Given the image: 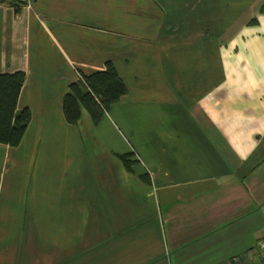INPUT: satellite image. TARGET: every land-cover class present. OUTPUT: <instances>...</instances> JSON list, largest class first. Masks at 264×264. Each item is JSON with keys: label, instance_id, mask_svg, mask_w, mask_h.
Segmentation results:
<instances>
[{"label": "crops", "instance_id": "0c3cea01", "mask_svg": "<svg viewBox=\"0 0 264 264\" xmlns=\"http://www.w3.org/2000/svg\"><path fill=\"white\" fill-rule=\"evenodd\" d=\"M262 3L0 0V73L25 72L32 114L18 146L0 143V264H232L253 249L264 67L236 57L264 48ZM108 63L127 93L97 125L86 109L68 123L71 84Z\"/></svg>", "mask_w": 264, "mask_h": 264}, {"label": "trees", "instance_id": "16d2710c", "mask_svg": "<svg viewBox=\"0 0 264 264\" xmlns=\"http://www.w3.org/2000/svg\"><path fill=\"white\" fill-rule=\"evenodd\" d=\"M260 12L264 14V3ZM257 23V18L250 22L253 25ZM83 76L87 85L80 79L71 84L63 98V111L68 123L77 124L83 109H86L97 125L105 112L127 93V85L112 63H108L104 70ZM25 80L23 71L0 73V143L13 147L21 143L32 117L29 108L18 110ZM131 155L121 156L129 170H133L135 163Z\"/></svg>", "mask_w": 264, "mask_h": 264}, {"label": "built area", "instance_id": "2783aa9c", "mask_svg": "<svg viewBox=\"0 0 264 264\" xmlns=\"http://www.w3.org/2000/svg\"><path fill=\"white\" fill-rule=\"evenodd\" d=\"M26 6H33L37 0H21ZM79 79L86 83L83 74H80ZM232 264H264V238L260 239L253 249L247 250L236 255Z\"/></svg>", "mask_w": 264, "mask_h": 264}, {"label": "rangeland", "instance_id": "374dc122", "mask_svg": "<svg viewBox=\"0 0 264 264\" xmlns=\"http://www.w3.org/2000/svg\"><path fill=\"white\" fill-rule=\"evenodd\" d=\"M237 65L241 69L243 66L259 67V70L264 67V48H261L259 55L237 56ZM6 179L11 184H18L22 180V169H16L11 171L8 175L5 173Z\"/></svg>", "mask_w": 264, "mask_h": 264}]
</instances>
